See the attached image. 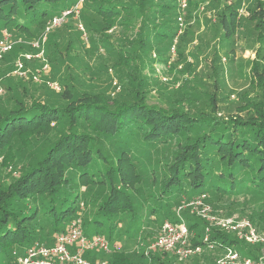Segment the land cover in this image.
Here are the masks:
<instances>
[{
	"label": "trees",
	"instance_id": "trees-1",
	"mask_svg": "<svg viewBox=\"0 0 264 264\" xmlns=\"http://www.w3.org/2000/svg\"><path fill=\"white\" fill-rule=\"evenodd\" d=\"M206 1L188 0L193 8H187L186 15L195 16ZM220 2L225 5L216 10L218 21L228 28L225 17L237 19L238 2L209 4L216 8ZM262 2L249 0L247 6V17L260 26ZM66 10L70 12L62 25L51 26L44 41L58 90L46 84H39L40 93L30 84L17 90L14 78L3 74L19 53L17 47L1 61L7 94L6 107H0V157L11 151L18 175L0 186V264H17L44 235L65 232L80 218L84 233L104 234L112 242L128 222L124 230L133 228L141 246L149 236H140L143 223L177 221L174 208L182 198L201 195L210 196L207 201L225 208L226 215L245 212L263 232L264 65L258 63L264 46H251L250 81L236 92L234 113L222 115L219 100L229 96L220 97L216 85L194 95L197 86L189 83L192 92L167 91L160 101L146 88L150 80L144 70V39L153 35L172 42L178 35L177 0H0V30L35 39L53 16ZM74 31L86 45L70 66L66 54L73 51ZM262 34L252 40L260 42ZM33 49L21 46V51ZM26 133L29 142L23 144ZM144 153L149 160H141ZM82 200L92 208L81 215ZM181 214L189 242L201 244L208 222L184 210ZM208 235L214 250H203L185 262L170 252H146L143 247L136 259L122 248L104 255L108 264H220L217 260L226 248L254 260L264 249L262 242L248 243L217 226H210Z\"/></svg>",
	"mask_w": 264,
	"mask_h": 264
},
{
	"label": "rangeland",
	"instance_id": "rangeland-1",
	"mask_svg": "<svg viewBox=\"0 0 264 264\" xmlns=\"http://www.w3.org/2000/svg\"><path fill=\"white\" fill-rule=\"evenodd\" d=\"M185 1V11L184 9L179 8L177 23L180 25V30L178 32L177 29L178 35L174 37L176 39L175 43L173 42L174 38H172V42H170L168 38L160 39L159 37L153 35H146L144 39V46L147 50L143 52V61L145 67L144 70L146 76L148 77L146 78V80H150V84L146 85V88L151 89V92L154 94V99L157 98L160 101L164 98V95L167 93V91L174 92L175 90H189L190 92H192V90H190V88L188 87L189 83H195L197 86V89L193 93L194 95H203L205 89H207L211 85H216L219 89L218 95H221L220 97H226V95L229 96V100L228 98L226 100L222 98L219 100V108L221 109L220 112H222V115H230L234 113V109L237 104L235 102L236 100H233L235 98L234 96L236 92L244 90V88L246 87L245 85L250 81V65H248L247 61L250 60V58H253L254 55L252 54L253 49L251 48V46H264V23L261 22V26L256 25L258 23L256 19H250L247 17V6L249 0H234L238 2L237 19L234 20L233 16H231L230 14L225 17L227 19L226 25L228 26L229 30L228 28H224L221 25V23L218 21V16L216 14V10L219 11L225 5V2H220V5L216 8L210 7L209 2L213 0H207L203 3L201 2L198 10L193 12L195 16L189 17L186 15V9L193 7L190 4L188 5V0ZM261 1H263L262 6H264V0ZM177 2L179 4L180 0H177ZM153 9V7H150V11H152ZM152 16L153 14L151 13L150 15H148L149 18H151ZM76 17H78V15H76ZM76 19L80 20L79 18ZM233 20L234 22H232ZM78 24L81 25L80 21ZM82 26L83 25H81V27ZM73 30H75V28H73ZM7 32L9 33V39L12 41L13 44L12 49L13 47H17L19 49V53L11 59L10 69L4 70L3 74L6 73L5 76L14 78V83H16L18 86L17 90L22 89V86H24L23 84H25V86L26 84L36 86L37 89L35 88V93H40L39 84H46L51 89L58 90V88H60L59 83L57 80L52 79L51 66L44 55L45 39L42 42L44 50L43 54L41 57L38 58L34 56L39 52V48H34L31 51H21V46H24L25 44L29 43L31 45V43L37 38L34 39L33 37L32 40L30 38L25 37L24 35H22V37L19 36L17 33L13 34L8 29ZM255 34H262L260 42H255L252 40V36ZM72 44L73 51H68V54H66V60H69L70 66L73 64L77 56L79 58L83 54L79 50L80 48L86 45V41L80 33L74 31ZM172 44H174L173 53L170 51ZM63 50L65 51V48ZM11 52H14V50ZM24 53H28L29 55L33 56V58L28 61H24V66L20 69V71H17L16 60L20 58V56L24 57ZM10 54L11 53L7 54V56ZM3 57L4 54L0 58L1 68L5 67V62H2L3 65L1 63ZM259 62V65H264V58H260ZM81 68H83V64H81ZM36 71H39L38 80H34L32 76V74H35ZM109 71L112 74V70L110 68ZM3 74L0 73V82ZM86 74L87 73L84 72L82 78H84V75ZM30 79H32L33 81ZM28 81L36 82L35 84H31ZM113 82L114 79L112 81V84L114 85ZM202 83L204 84L202 85ZM115 88H118V86ZM6 89L7 83L5 87H3L1 82L0 91H3L0 92V107H6ZM26 93L30 94V92ZM110 93L112 94L114 92L110 91ZM26 135L27 133L22 135L23 144L29 142V140L25 137ZM146 155L149 156L147 153L141 155V160H149ZM15 161L17 162L16 158L14 157V154H12L11 151L4 154L3 157H0V186L1 184H3L2 186L8 184L12 176L18 175L16 171ZM145 164H149V162ZM207 198L208 201L209 199L211 200L210 196L202 198L195 197L191 199L182 198V201L179 203V205L174 208V212L182 220H184V217L181 214L183 210L187 211L192 215L199 216L200 218L208 222L209 225L208 227H206L208 229L210 226H214V223L209 221L210 216H239L247 218L244 215L245 212H243L244 214H240L239 210H233L231 215H226L224 214L226 213L225 208H220L212 205L210 202L207 201ZM195 200H200L204 205L210 207L206 214L200 213V209L202 206L194 205ZM250 204L252 203H248V206ZM180 205L182 207L178 209ZM79 206L81 215L82 213H89L90 209L92 208V206L88 204L87 200H82ZM245 211L246 213L248 212V210ZM84 216L85 215H83V217ZM161 221L163 220H159L157 224L160 225ZM127 223H124L123 226L126 227ZM157 224L155 223L152 225L150 223H143L142 227L144 229H142L140 236H146L147 234L149 236L146 238V240H148L147 243L145 240H141L142 242H140V244H143L141 246L136 245L137 243H139V240H136V238L134 237L135 232L133 228H128L127 231L124 230L125 227L123 229H118V233L116 236L117 238L113 239V242H116L120 246L119 249L122 248L125 252L130 253V257L136 259L138 258L136 251L142 250L143 247L144 251L146 250L147 252L149 244L156 238L158 230ZM65 229L66 230L64 231L66 232L68 230V226L65 227ZM260 233H264V231ZM55 234L56 233L46 234L42 237V239H39V241H36L34 244L49 246L46 244L52 242L50 244L52 245L54 242ZM85 234L88 236L92 235V233ZM145 243L147 245H145ZM261 251V254L264 255V249H262ZM200 254H193L188 256V258L181 260H184L185 262ZM106 256L107 255H104V252L94 251L87 252L84 255V257L90 261L101 260L105 261L106 264H108ZM135 262L138 264L137 261Z\"/></svg>",
	"mask_w": 264,
	"mask_h": 264
},
{
	"label": "built area",
	"instance_id": "built-area-1",
	"mask_svg": "<svg viewBox=\"0 0 264 264\" xmlns=\"http://www.w3.org/2000/svg\"><path fill=\"white\" fill-rule=\"evenodd\" d=\"M186 1L180 0L179 8L185 10ZM76 11H78V6ZM70 10L63 11L60 16L55 15L51 18L45 31L36 40L31 43L34 48H39V52L34 57H41L43 54V44L46 32L51 26H57L61 24L64 16L69 13ZM80 28L81 25H79ZM180 29H178L179 32ZM0 34V58L12 49V41L9 39L10 35L6 28H3ZM177 32V33H178ZM176 37V36H175ZM174 43L176 39H173ZM174 51V44L171 46V52ZM33 56L28 53H24V57L20 56L16 60L17 71L24 66V61H28ZM34 80L39 79V71L32 74ZM3 91V90H2ZM0 91V92H2ZM202 198L204 195L196 198ZM194 205L202 206L200 213L206 214L209 210V206L204 205L200 200H195ZM182 206L180 205L178 209ZM210 222L214 223V226L223 228L225 230H231L236 233L238 238L248 242L264 243V233H260L254 225L245 217L231 216V217H213L210 216ZM190 231L184 220L179 217L177 221L164 220L159 228L157 237L149 244L148 252L165 251L170 252L177 256L178 259H186L193 254H200L203 250L214 249V242L210 241L208 235V228H206L205 234L202 236L201 244H192L189 242ZM191 235H193L191 233ZM119 245L116 242H110L104 235L100 233H94L92 235H86L82 229L80 219L73 220L66 232H57L54 236V242L52 245H31L28 247L24 255L18 257L17 264H106L105 261L97 260L90 261L84 257L85 253L96 251L110 253L113 250H118ZM220 264H264V255H261L258 259L254 260L248 257L241 258L239 253L232 249L226 248L225 253L217 260Z\"/></svg>",
	"mask_w": 264,
	"mask_h": 264
},
{
	"label": "crops",
	"instance_id": "crops-1",
	"mask_svg": "<svg viewBox=\"0 0 264 264\" xmlns=\"http://www.w3.org/2000/svg\"><path fill=\"white\" fill-rule=\"evenodd\" d=\"M185 11V10H184ZM44 32V31H43ZM43 34V33H42ZM29 45H30V43H29ZM31 46V45H30ZM253 54V53H252Z\"/></svg>",
	"mask_w": 264,
	"mask_h": 264
},
{
	"label": "bare ground",
	"instance_id": "bare-ground-1",
	"mask_svg": "<svg viewBox=\"0 0 264 264\" xmlns=\"http://www.w3.org/2000/svg\"><path fill=\"white\" fill-rule=\"evenodd\" d=\"M91 252H93V251H91ZM94 252H96V251H94Z\"/></svg>",
	"mask_w": 264,
	"mask_h": 264
}]
</instances>
